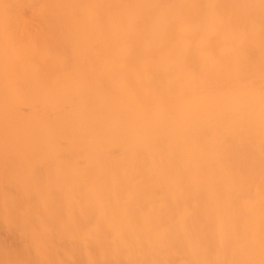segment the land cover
<instances>
[{
	"label": "bare ground",
	"instance_id": "1",
	"mask_svg": "<svg viewBox=\"0 0 264 264\" xmlns=\"http://www.w3.org/2000/svg\"><path fill=\"white\" fill-rule=\"evenodd\" d=\"M0 264H264V0H0Z\"/></svg>",
	"mask_w": 264,
	"mask_h": 264
}]
</instances>
